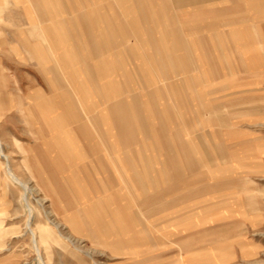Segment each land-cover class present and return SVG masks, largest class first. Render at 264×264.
Masks as SVG:
<instances>
[{
    "label": "rangeland",
    "instance_id": "374dc122",
    "mask_svg": "<svg viewBox=\"0 0 264 264\" xmlns=\"http://www.w3.org/2000/svg\"><path fill=\"white\" fill-rule=\"evenodd\" d=\"M0 264H264V0H0Z\"/></svg>",
    "mask_w": 264,
    "mask_h": 264
}]
</instances>
